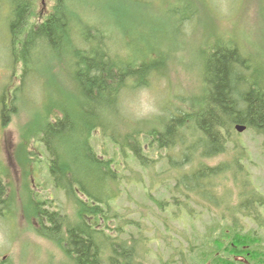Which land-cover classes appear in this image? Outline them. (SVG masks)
<instances>
[{"label": "trees", "instance_id": "obj_1", "mask_svg": "<svg viewBox=\"0 0 264 264\" xmlns=\"http://www.w3.org/2000/svg\"><path fill=\"white\" fill-rule=\"evenodd\" d=\"M7 1L12 6L11 13H8L9 32L17 38V30L26 23L28 14H32L33 2L11 0L12 4L10 0ZM73 1L56 0L52 15L34 28L23 47L18 49H23V57L20 58V53L16 57L17 63L22 61L25 75L31 67L30 58L37 41L43 42L53 51L62 49L63 45L66 48L73 46L76 50L70 59L80 99L78 112L82 125L79 127L74 122L70 106L65 105L67 108L59 110L61 116L54 118L53 122H46L39 129V141L50 154L46 166L52 182L56 187L66 190L76 212L71 217L73 220L68 219L60 211L43 209L42 202L31 200V214L40 221L37 232L63 251L65 260L61 264H153L150 258L154 257V252L149 244L154 242V238L146 236V224L143 226L142 219L129 220L111 208L116 191L106 186H119L127 178L115 169H122L120 162L116 164L114 159H104V155L94 150L92 139L101 129L103 137L123 153L124 162L127 164V158H131L143 168L146 175H151L149 172L154 171L162 159L166 162L167 170L158 176L154 173V178L151 175V189L145 186L146 193L163 216L179 220L181 214L194 222L206 212L214 211L218 217L216 227L203 240V250L197 252L193 242H190L189 250L175 246L171 258L167 261L160 259V264H264V236L261 234V231L264 232V197L258 192L243 163L247 159V152L234 138L237 125L246 126L264 137V86L260 81L264 77L260 74L257 77L246 76L251 73L249 62H252V57L244 53L246 47L237 43V38L218 45L213 35L216 39L214 44L207 43L203 47L207 56L201 67L190 70L198 81L202 77L203 94L198 97H194L193 93V96L186 95L189 98L184 100L185 105L182 107H165L154 119L135 122L130 134L124 135L120 122L128 118L120 110L121 97L138 87H150L158 75L170 77L173 66L168 56L169 47L162 45L166 57L159 61L152 59L143 48L134 49V52L141 51L137 52L138 59L134 58L135 53L128 59L113 58L108 52L99 50L96 44L86 49L77 48L83 46H80L81 34L78 33L83 31L85 38H90L95 35V31L91 30L95 26L85 21L82 23L83 29L77 28L80 24H76L74 19L78 14ZM205 1L200 5L202 10ZM130 2L138 6L145 4L154 7L155 4L161 12H165L162 10L168 4V9L174 10L177 15L165 14L177 20L181 35L188 31L190 23L187 27L183 26L189 22L188 17L196 18L202 13L197 9L199 14L194 16L196 12L187 9L183 0ZM181 7L184 9L181 10ZM67 15L73 18H66ZM113 40L114 44L119 45L118 51L120 47L129 48L130 44L124 43L122 38L118 43L114 36ZM251 42L250 50L259 44ZM156 52L152 53L153 56ZM114 59L122 62L117 63ZM52 107L55 106H48L47 112H51ZM94 108H98L97 111ZM8 113L2 101L0 118L3 126L7 125ZM36 133L37 130H33L26 135L30 137L24 138L35 139ZM72 137L75 138L73 144ZM59 144H72L71 150L66 152L67 156L73 160L78 155L85 169L98 175L96 180L99 185L91 186L85 175L79 174L75 160V163L62 160ZM157 152L161 160L154 158ZM225 154L235 157L229 163L215 167L206 162ZM142 174L132 180L145 182ZM157 177H163L165 182H173L171 186H162L169 191L170 198L160 200L151 196V190L157 187L153 186V183L157 184ZM229 180L233 181L237 192L233 205L228 202L226 193L220 195L218 191L221 187L230 192L227 186H220L223 181ZM172 214L175 217L170 216ZM250 224H254L256 229L247 231ZM129 228H135L137 235L128 232ZM216 230L220 233L216 234ZM125 234L127 239L123 238ZM169 245H174L173 241Z\"/></svg>", "mask_w": 264, "mask_h": 264}, {"label": "rangeland", "instance_id": "obj_2", "mask_svg": "<svg viewBox=\"0 0 264 264\" xmlns=\"http://www.w3.org/2000/svg\"><path fill=\"white\" fill-rule=\"evenodd\" d=\"M31 1L33 2L32 14L29 13L31 16L28 14L26 23L17 30L16 38L12 32H9L8 13L12 11L11 3L0 0V104L4 101L9 110L7 125L3 126L0 118V199L2 200L0 202V264H61L65 260L63 251L54 242L37 232L36 228L40 221L31 214V200L42 202L43 209L60 211L68 219L76 212L74 202L66 190L56 187L52 182L46 166L50 154L44 144L39 141L41 139L39 129L46 122H53L54 118L61 116L59 110L62 108L70 106L74 122L79 127L82 125L78 112L80 99L73 78L72 58L70 59L76 50L73 46L66 48L63 45L62 49L53 51L43 42L37 41L30 58L31 67L24 75L22 61L17 63L18 60H16L19 53L20 58L23 57V49L19 51L18 49L23 47L30 32L52 15L56 3V0ZM130 1H73L75 12L78 14L74 19L77 21L76 24H80L77 28L83 29L82 23L85 21L87 23L90 21V25L95 26V29L91 28L95 31V35L90 38H85L83 31L78 33L81 34L80 46H83H77V48L86 49L87 46L96 44L99 50L106 51L111 57L119 59H128L133 57L134 53V58L138 59L137 52L141 51L134 52V49L143 48L152 59L159 61L166 57L162 45L168 46L170 65L173 66L170 77L158 75L154 77L149 87L157 98L160 114L165 107L180 108L185 105L184 100L189 98L186 95L193 96L191 94L193 93L194 97H198L203 94L202 77L198 81L195 73L190 70L201 67L207 56L203 47L207 43L214 44L216 39L218 45L232 38L239 39L237 43L247 49L244 53L252 57V62H249L251 73L246 76L257 77V74H260L264 77V43H262L264 41V0H206L203 10L200 9V5L204 0H183L187 9L196 12L194 16L202 13L196 18L188 17L189 22L186 21L187 23L183 26L187 27L190 23L189 28L182 35L179 33L177 20L167 16V13L177 15V12L168 9V4L162 10L167 12L165 14L158 10L155 4L154 7L145 4L138 6ZM150 1L160 2L161 0ZM182 9L184 8L181 7ZM66 18L73 17L67 15ZM222 33L225 35L220 36ZM113 36L117 43L121 38L124 43H129V48L120 47L119 51L122 50V52H119V45L113 43ZM207 39L210 41L206 42ZM251 41L259 44L250 50ZM232 44L235 43L232 42ZM155 50L157 52L153 56L152 53ZM260 81L264 86V79ZM48 106L55 107H52L51 112H47ZM94 109L97 111L98 108ZM125 117L128 120L121 121L120 126L123 134L128 135L132 131V125L140 120ZM33 130H37L35 139L24 138V136L30 137L26 135ZM236 133L235 141L247 152V159L243 163L250 172L258 192L264 197V137L251 129ZM74 142L75 138L72 137L71 143ZM72 144L68 146L59 144L60 157L67 163L71 161L75 163V160V167L79 174H84L86 181L96 187L99 185L96 180L98 175L92 170H86L85 164L78 155L73 160L67 156L66 152L71 150ZM92 146L95 151L104 155V159H114L116 164L121 163L122 169H115L127 178L128 183L123 180L119 186L113 184L106 186L116 191L111 208L118 210L119 215L122 214L129 220L142 219L143 226L146 224V236L150 239L154 238V242L149 244L154 252V257L150 258L153 264H160V259L169 260L175 246L189 250L190 242H193L197 246V252L203 250V240L217 225L218 217L215 212H206L194 222H190L188 217L181 214V219L173 220L163 216L153 199L146 193L145 186L149 187L153 182L151 175L154 178V173L158 176L168 169L166 162L159 157V152L154 153V158L162 160L156 164L155 172L147 171L151 175H146L143 168L131 158H127V164L124 162L123 153L103 137L101 129L94 134ZM234 157L233 154H225L206 162L211 167H215L222 163H229ZM140 173H144L142 176H145V182L137 183L132 180ZM157 179V184L153 183V186L157 187L155 189L153 187L151 196L160 200L170 198L171 194L162 186H171L173 182H165L163 177H157ZM220 186L228 187L230 192L221 187L218 191L220 195L226 193L228 202L233 205L237 195L233 181H223ZM174 215L170 216L175 217ZM104 218L106 219V216ZM250 229L255 230L256 226L250 224L247 231ZM128 232L137 235L135 228H129ZM219 233L220 231L216 234ZM216 234L214 236H217ZM261 234L264 236V232L261 231ZM123 238L127 239V235H123ZM170 241H173L174 245L170 246Z\"/></svg>", "mask_w": 264, "mask_h": 264}, {"label": "clouds", "instance_id": "obj_3", "mask_svg": "<svg viewBox=\"0 0 264 264\" xmlns=\"http://www.w3.org/2000/svg\"><path fill=\"white\" fill-rule=\"evenodd\" d=\"M131 84L132 81H129ZM122 113L134 120L150 119L160 114L157 98L147 86L136 88L131 93H125L120 101Z\"/></svg>", "mask_w": 264, "mask_h": 264}, {"label": "water", "instance_id": "obj_4", "mask_svg": "<svg viewBox=\"0 0 264 264\" xmlns=\"http://www.w3.org/2000/svg\"><path fill=\"white\" fill-rule=\"evenodd\" d=\"M236 129H237L239 132H243V131L246 129V127H245V126L238 125V126L236 127Z\"/></svg>", "mask_w": 264, "mask_h": 264}, {"label": "flooded vegetation", "instance_id": "obj_5", "mask_svg": "<svg viewBox=\"0 0 264 264\" xmlns=\"http://www.w3.org/2000/svg\"><path fill=\"white\" fill-rule=\"evenodd\" d=\"M4 259L6 260V257H4Z\"/></svg>", "mask_w": 264, "mask_h": 264}, {"label": "bare ground", "instance_id": "obj_6", "mask_svg": "<svg viewBox=\"0 0 264 264\" xmlns=\"http://www.w3.org/2000/svg\"><path fill=\"white\" fill-rule=\"evenodd\" d=\"M11 106V105H10ZM15 107V106H14Z\"/></svg>", "mask_w": 264, "mask_h": 264}]
</instances>
